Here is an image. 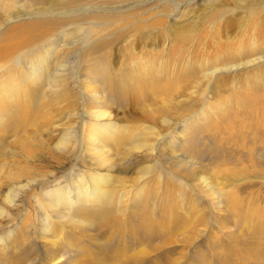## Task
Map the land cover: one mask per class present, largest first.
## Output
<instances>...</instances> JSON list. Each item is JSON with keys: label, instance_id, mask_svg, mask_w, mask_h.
I'll return each instance as SVG.
<instances>
[{"label": "rangeland", "instance_id": "1", "mask_svg": "<svg viewBox=\"0 0 264 264\" xmlns=\"http://www.w3.org/2000/svg\"><path fill=\"white\" fill-rule=\"evenodd\" d=\"M253 41L264 0H0V264H264V138L211 110L263 130L264 57L185 67Z\"/></svg>", "mask_w": 264, "mask_h": 264}, {"label": "bare ground", "instance_id": "2", "mask_svg": "<svg viewBox=\"0 0 264 264\" xmlns=\"http://www.w3.org/2000/svg\"><path fill=\"white\" fill-rule=\"evenodd\" d=\"M258 30V29H257ZM257 32H259V31H257ZM259 34V33H258ZM251 40V39H250ZM239 41H240V39H239ZM255 41V40H254ZM253 41V42H254ZM247 42V41H246ZM258 42L259 41H257V42H254V43H252L249 47H246V45H241L240 43L239 44H237L236 45V47H234V45H233V47H232V49H227V50H220V51H225V52H218V54H214L213 56H208L207 58H205V59H199V58H197L195 55L194 56H190V59L187 61V65L185 66V67H187V69H192V70H199L203 65H206V64H209V63H211L212 65H210V67H211V73L214 71V70H219V71H227V70H233V69H236V68H239L240 66H244L245 64H247V63H250V62H253V61H257V60H259L260 58H263L264 57V54L263 55H261V53L258 55V56H251V54H253V53H255L256 51H258V52H260V51H264V48H262L263 46H264V44H263V46H261V45H259L258 44ZM244 43V42H243ZM249 45V44H248ZM247 45V46H248ZM209 55V54H208ZM255 55H256V53H255ZM203 56H204V54H203ZM207 56V55H206ZM206 56H204V57H206ZM247 56H250V57H247ZM199 57V56H198ZM202 57V56H201ZM191 61H193V62H195V64H193L192 66H188V65H190V62ZM201 61H204L203 63L201 62ZM135 68V70L133 71V75L129 78V82L128 83H130L131 82V85H133L132 83H135V89L137 88V90L140 88V85H141V83L143 82V83H148V81H150V83H152V84H156V81L155 80H153L154 78H150L151 77V75L153 74V75H155L156 76V74H159V73H155V71H153L154 73H152V74H150V75H147V73L146 72H144V69H141L139 66H135L134 67ZM35 69V68H34ZM206 69H208V68H206ZM87 70H89V66L87 67V69H86V71ZM108 70V69H107ZM92 71H94V70H92ZM111 71V70H110ZM200 71V70H199ZM109 72V71H108ZM202 72V71H201ZM209 72V73H210ZM197 73V72H196ZM203 73H205V72H203ZM206 73H208L207 71H206ZM209 73H208V75H209ZM95 74V73H94ZM139 75H143L144 77H146V78H144V79H140L139 78ZM211 75V74H210ZM206 77V76H205ZM208 77V76H207ZM84 78V77H83ZM258 78V77H257ZM64 79V78H63ZM108 79V78H107ZM135 79V80H134ZM145 80V81H144ZM260 80V79H259ZM87 81H89V80H87ZM125 79L123 78V79H121L120 80V82H119V86H121L122 87V85L123 84H125ZM257 82V81H256ZM259 82V81H258ZM127 83V84H128ZM239 83V82H238ZM90 85V84H89ZM142 85H144V84H142ZM141 85V86H142ZM159 85V84H158ZM124 86V85H123ZM133 87H134V85H133ZM160 87V86H159ZM240 87V86H239ZM112 88H114V87H112ZM237 88V87H236ZM115 89H116V87H115ZM158 91H159V88L157 89ZM93 91H95L94 89H91V92H93ZM116 91H117V89H116ZM248 94V93H247ZM250 94V93H249ZM248 98V97H247ZM237 99V98H236ZM249 99V101L250 102H248V104H252V106H255L256 104L255 103H257V101L256 100H253V99H250V98H248ZM238 100H239V98H238ZM254 104V105H253ZM246 105H247V103L245 102V101H243V100H239L238 101V103H237V107H235L234 109H233V111H229V110H225V109H222L221 110V108H219V107H217V108H211V110L212 111H215L216 113H219V114H222L223 112H225V111H227V112H230V114H229V116H227L226 118H224V119H222L221 121H222V124H220L218 127L219 128H222V127H225V128H231V129H233L234 128V125L233 124H235V129H234V132H233V134H231V133H229L228 132V135L229 136H234V137H236V140H240L241 138L243 139V138H246V136H248V135H255V134H261L262 136H263V138H264V128H263V130H260L259 128H258V126H256V125H248L245 121H244V110H245V107H246ZM3 106V105H2ZM251 106V107H252ZM259 106H261V107H252V111H254V113H256V114H258V116H259V120L257 121V122H254V123H256V124H259V125H263L264 126V102H261V104H259ZM250 110V109H249ZM207 112V111H206ZM252 113V112H251ZM215 114V113H214ZM95 115L100 119L101 118V116H104V115H106V113H105V111L104 112H100V111H98V112H96L95 113ZM216 115V114H215ZM255 115V114H254ZM203 116V115H202ZM205 116H206V118H208L209 119V116H211V114H208V113H205ZM256 116V115H255ZM212 117V116H211ZM203 118H205V117H203ZM205 118V119H206ZM98 119V120H99ZM204 119V120H205ZM204 120H203V122H204ZM207 121V120H206ZM205 121V122H206ZM2 124V123H1ZM101 124H97V126H96V128H94L93 130H90V132L87 134V137H86V140H87V146L89 147H95L96 149H99L101 152H105L106 151V144L104 143V141L101 139V138H99L98 136H97V129H99V128H101V127H99ZM93 126V125H92ZM92 126H90V127H92ZM216 126V125H215ZM104 127V126H103ZM186 129H187V126H186ZM186 129H184L185 131H186ZM220 130V129H219ZM0 131H3V129H1ZM99 131V130H98ZM182 132H184V131H182ZM109 134V133H108ZM182 134H184V133H182ZM84 136H85V134H84ZM257 137V136H256ZM85 139V138H84ZM240 141H242V140H240ZM86 146V147H87ZM152 149V148H151ZM232 150V149H231ZM224 151H226V150H224ZM179 152H180V148H179ZM190 152H191V150H190ZM228 152V151H227ZM204 153H206V152H204ZM211 153V152H210ZM188 157H189V155H188ZM199 158H201V157H199ZM218 173H219V171H218ZM227 174L229 175V172L228 173H226V176H227ZM224 175V174H223ZM75 185V184H74ZM95 186H97V185H95ZM75 187V186H74ZM79 186L77 185V188H78ZM96 188V187H95ZM96 189H98V188H96ZM80 190V189H79ZM80 193V192H79ZM82 195V194H81ZM232 195V194H231ZM81 198V197H80ZM78 199V198H77ZM80 200V199H79ZM62 201V200H61ZM65 202V201H64ZM80 202V201H79ZM84 203V202H83ZM83 203H81V205H83ZM68 204V203H67ZM67 204H66V206H67ZM63 205H64V203H63ZM76 205V204H75ZM236 205H237V207H239V202H236ZM79 206V205H78ZM84 206V205H83ZM70 207V206H69ZM66 209V208H65ZM70 209V208H69ZM69 209L67 210V211H69ZM77 209H79V208H76V210ZM83 209V208H82ZM81 209V210H82ZM75 210V211H76ZM80 210V211H81ZM87 210V209H86ZM66 211V212H67ZM77 212V211H76ZM76 212H74V213H76ZM83 212H85V210H83L82 211V213ZM71 213H73V212H71ZM78 213V212H77ZM81 214V213H80ZM81 215H85V214H81ZM80 215V216H81ZM88 215V214H87ZM73 218V217H72ZM75 220V219H74ZM82 220V219H81ZM249 222V221H248Z\"/></svg>", "mask_w": 264, "mask_h": 264}]
</instances>
